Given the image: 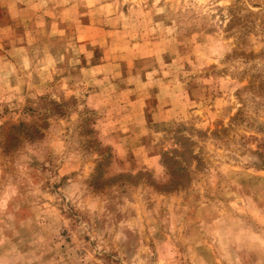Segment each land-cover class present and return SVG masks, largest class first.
Segmentation results:
<instances>
[{"label": "rangeland", "instance_id": "1", "mask_svg": "<svg viewBox=\"0 0 264 264\" xmlns=\"http://www.w3.org/2000/svg\"><path fill=\"white\" fill-rule=\"evenodd\" d=\"M0 264H264V0H0Z\"/></svg>", "mask_w": 264, "mask_h": 264}]
</instances>
